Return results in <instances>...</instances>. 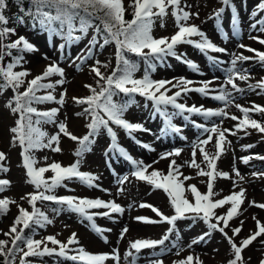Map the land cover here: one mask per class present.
<instances>
[{"label":"snow or ice","instance_id":"1","mask_svg":"<svg viewBox=\"0 0 264 264\" xmlns=\"http://www.w3.org/2000/svg\"><path fill=\"white\" fill-rule=\"evenodd\" d=\"M19 5V15L14 17L19 25L26 23V18H30L33 26H39L42 30L49 34V40L52 37H61L64 43L59 44L58 51L61 52L60 59L64 58V50L66 46L79 43L84 39L89 32V29H94L91 39L88 40L85 49L81 51L73 59L77 71H81L82 65L89 59H93L94 50L99 47L102 51L105 46L115 45V60L116 66L111 73L105 75L101 70L108 68V63L96 59L89 66L90 72L94 74L95 86L85 84L84 87L89 90L90 94L84 97H73V101L78 105H86L83 112H77V116L90 117V122L86 125L88 132L83 137H77L69 131L68 125L64 121H57V115L60 108L53 107L47 111H40L34 105L54 102L61 107L65 104L67 90L60 92L57 99L54 92L56 87L63 86L66 83L65 70L59 65V61H52L50 57L45 56L44 59L50 62L45 66L43 71L32 76L29 80L27 77L32 73L28 69L15 71L18 66L22 68L25 63L23 53H33L39 51L35 44L30 42L25 36L18 35L16 27H9L10 18L5 15L8 8V0H0V92L11 89L13 96L7 101L6 107L17 118L14 125L8 131L11 134L10 142L13 146L19 145L21 148L22 163L26 170V182L34 186L35 192L22 196L21 199L27 198L31 205V211H28L18 205V215L13 220L8 231L3 235L9 239H0V256L4 257L3 264H15L18 253H21L19 264H33L29 258H42L45 256L63 258L73 262V264H106L112 260L115 264H120L121 257L118 248H114L111 253H90L77 238V233L73 232L67 241H61L56 236L49 235L42 239H35V229L43 228L52 223V220L37 207V202L51 201L57 205L64 207L53 209L59 214L61 211H70L78 214L84 220L89 222L91 229L97 233L100 238L108 243V237L104 235L106 232H111L110 228H102L95 222V217L103 216L113 219V214H124L125 209L115 200L105 201L100 198L91 199L87 197H76L71 195L57 196L54 190L57 187H67L64 181L78 180L80 183L89 187H99L95 182L99 179L93 173L80 170L81 158L86 152L91 150L90 145L94 142L93 138L101 131L105 130L111 140L108 146V152L116 151L124 156L133 166L131 176L139 181H144L151 185L154 189L163 190L171 207L174 209V214L171 216L165 215L157 207L141 203L139 207L150 208L159 219H152L145 216H137L134 219L145 224L167 223L170 227L166 230L160 239H135L129 242V249L125 253V260H131L128 264H137L139 253L143 249H156L165 245L169 240V236L176 231V222L181 219H190L193 221L201 220L207 225L208 231L193 239L189 248L193 244H199L205 241L206 237H210L213 231L220 232L227 240L233 258L227 261V264H247L242 253L258 237L264 236V223L255 216L252 219L255 221L256 229L250 234L236 242L234 239L242 231L244 221H240V226L231 228L230 221L241 214V206L245 202L246 189L232 191L231 194L221 198L214 199L218 193L214 192V181L219 176L221 178H229V173L217 171V160L225 151V144L230 143L227 140L226 134L236 135L237 132L243 131L247 135L248 129H255L259 133H264V123L253 119L250 113H260L264 115V106L253 104L251 108L242 106L238 103L235 107L242 113V118L236 115H230L226 108L234 103V97L231 90L236 93H243L244 88H241L237 81H248L250 79L249 70L238 65L250 60H257L261 66H264V51H259L248 45L240 43L239 48L248 52H252L254 56H245L243 53L232 54L230 67L225 69L226 79L219 88H211L210 85L214 81L201 82V86L192 87L193 81L185 77L174 78L173 80H154L151 73L156 70L154 61L163 63L167 57H174L178 61L186 64L189 68L199 72V66L192 60L187 59L186 53H178L177 46L181 44L192 45L201 53L207 55V58L213 63H220L216 57L208 55L211 53H226L227 49L217 46L208 35L194 23H188L193 17L198 18L199 13H192L186 8L187 5H182V0H133V18L125 19V5L123 0H27L28 7H24L25 0H16ZM225 7H230L232 10L231 24L234 34L241 31L240 21L236 15V6L232 0H222ZM175 20V26L178 29L170 37H155L152 34L155 19L161 21V27L164 26L163 20L169 14ZM225 11L222 7L215 11L209 19H214L219 30L221 17ZM103 12V16L98 13ZM264 12V0H260L257 5V10L252 13L256 17L258 13ZM95 20L100 23L96 24ZM259 26V27H258ZM250 29L259 33H264V17L255 20L250 25ZM75 33H79L75 35ZM11 36L17 38L10 42ZM192 37H199L198 40ZM250 39L264 45V38L259 35H250ZM224 39H227V33L224 34ZM102 41V42H101ZM16 50V55L13 56V51ZM129 54L139 57L147 67L144 69V74L140 78L135 77L138 70V63L129 58ZM6 57H12L10 62L4 63ZM79 61V63H76ZM53 76L60 77L54 82L50 79ZM47 81V82H46ZM27 86L23 91L21 87ZM231 86V90L227 86ZM176 89V91H172ZM248 89L264 92V77L256 81L255 84H248ZM43 92V94H40ZM189 92L200 93L204 96H211L212 99L223 102L224 107L217 109L205 108L203 105L195 104L189 106L186 103L178 102L182 95H187ZM169 93H172L169 95ZM120 100L114 97L121 96ZM136 96L145 98L152 102L154 112L159 114L164 120L166 127L161 129L162 133H180L182 129L177 127L172 121L176 115L183 116L188 120L192 115L202 116L205 119L212 117L228 118L237 121L234 129L222 128L220 124H213L211 127H206L204 124L192 121L194 127L203 129L207 133L206 139L199 140L193 148L192 159L186 161L189 167L197 169L198 176L207 177V192L201 193L197 186L192 184L185 187V181L192 177L185 176L180 169L183 165H178L175 159H171L168 165L167 174L159 169L153 168L151 164L145 165L143 161L133 159L131 155L118 143L117 132L112 125L122 128L126 134L135 139V132H150L141 123H133L125 118V113L128 109L136 104ZM175 109V112H169L168 107ZM187 113V115H185ZM44 123L56 124L58 132L49 135L43 131L40 125ZM223 123V120L220 121ZM70 138L72 141L78 142V147L74 152L77 160L69 166H62L59 162H53L45 167H36L37 160L33 155V150L50 148L53 152H61L60 137ZM215 136L214 154L206 150V146L213 142ZM185 138L186 137H182ZM140 143V141H137ZM53 145H55L53 147ZM144 148L151 149L148 144L142 145ZM246 148H251L253 145H246ZM199 149L203 157V162H206L207 169L201 167L196 161V150ZM181 149L162 153L160 160L169 159L170 157H178L181 155ZM253 157H243V162L247 164ZM256 159L264 160V156L257 155ZM47 160V157L44 158ZM7 154L0 150V172L7 173L9 168L5 165ZM154 161L153 163H158ZM149 169H152L149 172ZM51 171L53 175L46 178L45 173ZM235 175L241 180V174L238 169H233ZM252 176L264 178V171L253 172ZM183 177V179H181ZM129 180V177L123 176L118 178L117 183L123 185ZM7 179H0V192H3L10 185ZM238 186L234 182V187ZM107 191V189H104ZM119 191H124L123 188ZM190 191L194 202L190 201L185 192ZM16 203L9 198H0V215L6 214L9 206ZM225 205H230L224 214L218 215L216 209L223 208ZM250 206H255L264 209V203L251 201ZM93 209H104L105 211H91ZM226 229H230V236ZM25 230H30V234H26ZM129 228L124 226L120 233L119 239L123 240ZM49 243L53 247H49ZM264 244V240L260 241ZM9 244L11 246H9ZM76 246V247H73ZM173 247L178 249L177 255L182 248L177 244ZM134 250V251H131ZM170 251L165 247H161V253ZM250 260V257L248 258ZM148 264H163V260L156 258L150 259ZM173 264H194L193 255L189 254L183 259L173 262ZM195 264H203L200 257H195ZM260 264H264V258Z\"/></svg>","mask_w":264,"mask_h":264},{"label":"rangeland","instance_id":"2","mask_svg":"<svg viewBox=\"0 0 264 264\" xmlns=\"http://www.w3.org/2000/svg\"><path fill=\"white\" fill-rule=\"evenodd\" d=\"M130 1L133 0H123L126 9L125 15ZM232 2L236 6V15L240 21L241 31L238 34H234L233 32L230 20V14L233 15L232 10L230 7H225L222 4V0H182V5L188 6L186 10L192 13H199L198 18L193 17L188 23L198 25L200 29L208 35L212 42L216 45L219 44L226 47L228 52L226 55H223V53L222 56H220L221 53H208V55L216 57L217 60H222L223 64L221 63V65L216 67V64L210 61L207 55L201 53L198 49L188 44H181L177 46V52L186 53V58L194 61L199 66L200 71L197 72L192 70L174 57H167L165 59L166 65L164 68L156 69L152 72V78L154 80H173L174 78L185 77L194 82L192 87H199L201 86V82L211 80L214 82L210 87L219 88L226 79L225 69L231 66L230 61L233 53H243L245 56L255 55L252 52L239 48L238 45L240 43L259 51H264V45L249 38L250 35H259L264 38V33H259L250 29V25L254 23L255 20L264 17V12L258 13L256 17L252 16V13L257 10V5L260 3V0H232ZM207 5L211 7L209 9H204ZM222 7L225 8L220 21V27L223 28V31H218L215 20L209 19V16ZM163 23L164 26L161 27V21L155 19L152 30V34L155 37H170L178 31L175 26V20L171 15V10H169V14L164 18ZM8 26L16 27L18 35H23L21 25H13V22L10 21ZM223 33H227V39L222 37ZM78 34L79 33H75V35ZM93 34H95L94 30H90L88 35L79 43L66 46L63 59H60L61 52L58 51V46L62 42L57 37H52L51 40H49V34L47 32L44 35L37 34L34 38L28 40L35 44L39 51L23 53L26 62L23 63L22 68L18 66L14 69L15 71H20L25 68L30 70L32 75L27 77V79L30 80L32 76L41 73L50 62L44 59L45 56L50 57L52 61H59V65L65 70L66 83L63 86L58 85L54 95L59 99L60 92L66 89L67 95L65 97V104L61 107L54 102H49L34 106L40 111H47L53 107L60 108L56 118L57 121H64L68 125L69 131L77 137H83L87 134L86 125L88 124V118L84 115H76L77 112H83V108L86 107V105H78L72 98L84 97L90 94L89 90L86 89L84 85L95 84L94 74L90 72L89 66L92 65L96 59L108 63V68L101 69L107 75L111 73L116 62L114 43L105 46L102 51L97 46L94 50L93 59L87 60L82 65L83 70L77 71L72 61L85 49L88 40L91 39ZM16 38V36H11L9 40L5 42H10ZM198 39L199 37H196L195 40ZM239 50L241 51L238 52ZM76 63H79V61ZM249 65L255 66L254 70L249 71L250 79L248 81H237L238 85L245 89L243 93H236L234 90H231L230 85L227 86L228 89L232 91L233 97L235 95L238 97H234V103L229 105L226 111H228L230 115H236L241 118L242 113L235 107L236 103L249 108H251L253 104L264 106V92H261L259 89L255 91L248 89V84H255L256 81L264 77V66H261L257 60H250L243 62V64L238 65V67L250 68ZM211 70L213 72H211ZM201 73L206 76L209 73L212 76L207 78L204 77L205 75H198ZM135 77L140 78L141 74H136ZM59 78L58 76H53L50 79L54 82ZM26 86L27 84L21 87L20 91H23ZM172 91L174 92L176 89ZM40 94H43V92ZM171 94L172 93H169V95ZM12 96L13 92L11 89L0 92V150L7 154L5 165L9 168L7 173L0 172V179H7L11 182L3 192H0V198L7 197L10 200L16 201V203L10 204L8 212L0 218V239L4 240L5 238L6 240L9 239L4 236L3 233L8 231L13 220L19 214L18 205L31 211V205L28 203L27 198L21 199V197H26V194L36 191L34 186L26 182V170L22 163L21 148L19 145L13 146L10 142L11 134L8 129L14 125V121L17 117L12 114L5 105ZM135 99L136 104L128 110L125 114V118L133 123H141L145 128L151 131L135 132L133 134L135 139H132L122 128L113 126L114 130L117 132L118 143L133 157V159L143 161L145 165L151 164L153 168L159 169L165 174H167L170 160L175 159L178 165H183L180 171L185 176L192 177L190 180L184 182L185 187L187 188L188 185L194 184L201 193H206V181L208 178L198 176L196 174L198 170L189 167L188 164L185 163L192 159L193 148L198 144L199 140L207 138V133H204L203 129L194 127L192 121L204 124L206 127H211L213 124H220L222 128L233 130H235L234 125L237 121L221 117L205 119L198 115H192L188 120H185L183 116L176 115L173 117L172 122L177 127H180L182 131L180 133H162L161 129L166 127V125L163 118L154 112L152 102L140 96H136ZM178 102L186 103L189 106L193 104L197 106L203 105L205 108L210 109L224 107L223 102L216 104L215 101L207 100L205 96L196 92H189L186 96L182 95L178 99ZM168 111L171 113L176 110L169 106ZM185 115H187V113ZM250 115L253 119L264 123V115L255 112L250 113ZM221 120H223L222 124L220 123ZM40 127L49 135L58 132L56 124L53 123H44L40 125ZM99 133V136L93 140L92 151L89 153L86 152L83 155L84 157L80 164L81 171L90 172L99 177L95 182L99 187H89L73 179L71 181H64L67 187H57L54 190V194L57 196L71 195L91 199L100 198L105 201L115 200V202L124 207V214H113V219L103 216L95 217V222L98 226L110 228L112 230L111 232L104 233V235L108 237V243H105L100 236L91 229L88 221L84 220L78 214L67 210L61 211L59 214H50L48 217L52 220V223L40 228L34 238L42 239L46 236L53 235L56 236L57 239L66 242L68 237L75 232L77 233L80 246H83L88 252L111 253L114 248H118L121 257L120 264H128L131 258L129 257L128 261H126L125 253L130 251V241L135 239H160L168 227H170L167 223L145 224L136 221L134 218L137 216L159 219L150 208H141L139 205L141 203L151 204L168 216L174 214V209L169 205V199L161 189H154L146 182L139 181L131 176L133 166L130 161L119 152L112 151L105 155L111 140L105 130L101 129ZM247 133L248 134L245 135L243 131H239L236 135L226 134L227 140L230 141V143L225 144V151L217 160L216 164L217 171L229 173V178H221L218 176L213 186L214 192L218 193L214 199H221L231 194L232 191L238 192L241 187L246 189V198L244 204L241 206V214L229 222L230 227L234 228L240 226L241 220L244 221L242 231L234 238L237 243H239L241 239L246 238L251 231L256 229L255 221L252 219L253 216L264 223V209L250 206V202L253 200L257 203H264V178L252 176L253 172L264 171V160L255 158L257 155L264 156V133H259L255 129H248ZM182 137H186V139ZM137 141H140V143H137ZM214 142L215 136L213 137V142L206 146V150L211 154H214L216 151ZM77 143L78 142L72 141L70 138L64 137L63 134H61V152H53L50 148L33 150V155L37 160L35 166L45 167L53 162H59L62 166L71 165L76 161L73 150ZM143 144L150 145L153 150L144 148L142 146ZM246 145H253V147L246 148ZM54 146L55 145H53V147ZM175 149L182 150L180 156L170 157L164 160L159 159L162 153L174 151ZM248 156L253 158L245 164L243 162V157ZM45 157H47V160L44 159ZM154 161L159 162L153 163ZM196 161L201 164L202 168L208 170L206 162H203V157L199 149L196 150ZM234 168L239 170L241 177H243L242 180L235 175L233 171ZM151 170L152 169H149V172ZM52 175L53 173L51 171L45 173L46 178ZM126 175L129 177V180L125 184L121 185L117 183L118 178ZM181 179H183V177H181ZM234 182L238 186L234 187ZM121 188H123L124 191H119ZM104 189H107V191H104ZM185 196L190 201L194 202V198L190 191H186ZM157 197L161 198L162 202L160 205L155 202ZM228 207H230V205H225L223 208L216 209L215 211L218 215L224 214ZM91 211L102 212L105 210L93 209ZM124 226H127L129 231L126 233L125 238L120 240L119 233ZM205 231H208L207 225L201 220H178L176 222V231L169 236V240L165 242V245L161 246L170 249V251L161 253V247H157L156 249H143L138 254L139 259L137 260V264H148L150 259L156 258L162 259L163 264H173L174 261L183 259L189 254L193 255L194 264L195 257H200L203 264H227V261L233 258V254L230 251L227 240L218 231H213L210 237L205 238V241L199 244H193L191 248L188 247L193 239L202 235ZM226 231L230 236L232 235L230 229H226ZM261 240H264V236L258 237L257 241H254L252 245L243 251L242 255L247 261V264H260L261 259L264 258V244L260 243ZM174 243L177 244L179 248L183 249V251H180L179 255H177L178 249L173 247ZM48 246L53 247L50 243ZM20 255L22 254H17L15 262H18ZM249 257L250 260L248 259ZM29 259L32 260L33 264L38 263L35 258ZM62 264H73V262L64 260ZM106 264H115V262L109 260Z\"/></svg>","mask_w":264,"mask_h":264},{"label":"trees","instance_id":"3","mask_svg":"<svg viewBox=\"0 0 264 264\" xmlns=\"http://www.w3.org/2000/svg\"><path fill=\"white\" fill-rule=\"evenodd\" d=\"M132 2L133 1H130L129 6L127 7V13L125 15L126 20H131L133 18V7H131ZM24 7H26V8L28 7L27 0H25ZM19 14H20L19 13V5H17L16 0H8V8L6 9L5 15L9 16L10 21H12L14 25L18 24L15 21L14 17L16 15H19ZM98 15L103 16V12L98 13ZM95 23L99 24L100 21L95 20ZM23 30H24V35L27 38H34L36 33L44 32V30H42L39 26H33V22L30 18H26V23L23 24ZM90 30H93V29H89V31ZM59 38H61V37H59ZM12 51H13V56H15L17 54L16 50H12ZM129 58L138 63V70L137 71H142V73H144V69L147 67V65L139 57H135L132 54H129ZM11 59H12V57H6L4 63L10 62ZM154 63L157 65L158 61H154ZM115 66H116V63H115ZM105 75H107V74L105 73ZM95 80H96V78H95ZM93 86H95V84ZM121 97H122V94H121V96L114 97V99L120 100ZM87 118H88V121L90 122V117H87ZM40 204H42V203H40ZM42 205H43L42 212H44V213L46 212L47 214L53 213L54 212L53 209L61 208V206L54 204V203L52 204L49 202H45ZM4 215L5 214L0 215V218ZM37 229H39V227H37L35 229V231ZM25 232H26V234H30V230H25ZM5 240H6V238H5ZM9 246H11V245L9 244ZM19 260H18V262H15V264H19ZM3 261H4V257L0 256V264H3ZM41 262H43L44 264H54L53 258L48 257V256L43 257Z\"/></svg>","mask_w":264,"mask_h":264},{"label":"bare ground","instance_id":"4","mask_svg":"<svg viewBox=\"0 0 264 264\" xmlns=\"http://www.w3.org/2000/svg\"><path fill=\"white\" fill-rule=\"evenodd\" d=\"M210 7H211V6H208V5H207V7L204 8V9H209ZM208 31H209V29H208ZM223 47H224V45H223ZM224 48H226V47H224ZM240 51H241V50H239L238 52H240ZM250 65H252V64H250ZM250 65H249V66H250ZM249 66H246V67H249ZM246 69H248L249 71H250V70H254V69H255V66L253 65V66H250V68H246ZM216 71H217V70H216ZM209 72H210V71H209ZM211 72H213V71L211 70ZM204 75H205V74H204ZM211 76H212V75H210V74L208 73V75H207V76L205 75L204 77H207V78H208V77H211ZM234 97H238V96L235 95ZM219 103H220V101H217V102H216V104H219ZM162 191H163V190H162ZM163 193L166 195V193H165L164 191H163ZM155 202H156L158 205H160V203L162 202V201H161V198L157 197V198L155 199ZM168 202H169V200H168ZM169 205H170V203H169ZM96 245H97V244H96Z\"/></svg>","mask_w":264,"mask_h":264}]
</instances>
